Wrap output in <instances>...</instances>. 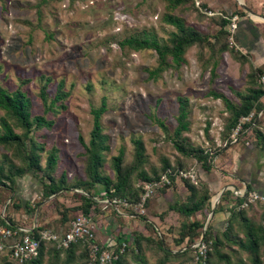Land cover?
Segmentation results:
<instances>
[{
	"label": "rangeland",
	"instance_id": "obj_1",
	"mask_svg": "<svg viewBox=\"0 0 264 264\" xmlns=\"http://www.w3.org/2000/svg\"><path fill=\"white\" fill-rule=\"evenodd\" d=\"M241 2L255 9L259 18L247 17L249 12ZM166 12L164 0H0V84L7 90L20 88L25 91L31 113H45L48 119L54 120L50 128L32 125L29 132L32 140L43 146L42 151H37L42 170L24 169L23 146L14 154L9 147L0 144V164L5 170H9L12 163L24 169L12 175V181H7L8 186H0V214L23 225L37 222L61 231L81 213L78 206L82 194L87 191L77 182L89 181L84 144L90 141L91 110L101 106L102 101L105 108L100 123L108 138V149L103 152L99 171L113 179L115 171L111 156L123 147L124 159L130 161L135 137L143 140L144 162L140 165L145 172L158 175L164 158L172 165L180 160L186 169H193L199 183L210 188L209 183L216 182L217 175L226 174L215 166H223L234 159L238 161V155L228 147L243 138L255 142V128L264 133V108L251 109L239 117L236 125L227 127L229 115L225 104L220 98L209 95L210 91L217 90L239 102L235 91H247L253 69L261 70L256 77L257 84L261 83L259 77L264 75V0H188L175 7L171 13L181 18L185 25L207 35L214 48L211 50L208 45L197 43L189 45L178 65L168 57V65L152 79L148 77V71L157 66L156 52L120 46L119 41L125 36L145 35L158 43L167 42L176 27L164 21ZM222 18H228L225 26L228 32L216 40V35H222ZM233 21L237 24L235 27L231 24ZM225 42L227 48L220 50V44ZM210 55L218 61L214 77L210 72ZM60 81L67 94L56 104L63 102L65 105H59L56 111L44 112L40 88L47 83L49 102ZM177 95L188 97V130L183 136L207 151L212 163L210 171L203 169L194 156L184 157L174 147L172 130L178 112ZM158 120H162L164 126H160ZM31 143L28 140L25 146L30 148ZM237 144L241 143L233 144L234 147ZM52 148H56V162L54 169L47 173L46 158ZM45 173L58 180L64 176L61 183L64 187L47 195L44 184L49 179ZM162 175L159 181L156 179L158 186L154 193L141 206L134 205L140 200L126 206L119 202L111 204L102 193L98 195L100 185L91 189L98 195L95 197L97 207L92 206L86 215L93 227L92 239L104 251L113 249L118 239L120 242L129 240L130 248L123 256V264H160L167 254L162 247L173 252L187 247V237L181 241L177 239L182 223L195 218L196 212L192 217L186 216L170 205L186 201L189 191L186 187L185 191L174 188L172 194L168 189L174 182L169 176V182L162 181L165 179ZM182 176L176 179L182 181ZM134 183H141V178L136 177ZM229 187L219 197L216 207L224 206L226 200L227 203L236 202ZM212 190L210 188L213 195L210 208L201 212L198 218L203 222L201 232L209 227L212 234L219 235L220 245L231 255L232 264H250L249 252L235 241L243 237L240 225L235 223L230 230L226 229L225 217L218 229L213 228L209 213L221 190L215 191L217 193ZM254 202L261 211L259 215L248 216L253 221L264 213V202L260 199ZM116 207L124 209L129 216L125 217ZM226 231H229L227 236L224 235ZM139 233L149 237L140 240L141 248L134 245L133 239ZM108 238L114 242L105 244ZM199 239L202 235L189 243L195 248L192 253L170 255L163 264H207L208 246L203 240L207 251L203 248L204 254H201L202 248L196 246ZM82 250H76L69 264H82L79 257ZM63 254L59 257L46 255L42 264H66ZM2 255L4 253H0V264ZM261 255L264 264V246ZM89 258L87 264L110 262H95L91 255Z\"/></svg>",
	"mask_w": 264,
	"mask_h": 264
},
{
	"label": "trees",
	"instance_id": "obj_2",
	"mask_svg": "<svg viewBox=\"0 0 264 264\" xmlns=\"http://www.w3.org/2000/svg\"><path fill=\"white\" fill-rule=\"evenodd\" d=\"M165 8L167 12L164 14L163 19L165 22L172 24L176 27V30L172 31L168 37V41L165 43H158L154 38L148 36H125L119 41L120 46H127L132 49H153L157 56V66L148 71V77L155 79L160 72L168 65L167 58L178 65L184 58L183 53L185 49L194 43L208 45L212 50L214 43H211L207 35H204L200 30L193 28L189 25H185L183 20L177 15H173L171 11L178 5L186 3L188 0H164ZM228 22V18L221 19V31L222 35H216V40L219 36H224L228 30L225 26ZM216 42V41H215ZM227 48V43H222L219 46L220 50ZM217 58L212 55L209 56L210 72L211 76H216ZM261 73L260 69H253L250 72L251 85L247 91L240 92L238 90L235 93L239 96V102H234L232 99L227 97L221 91H210L209 95L213 98H220L225 104V110L228 112L227 127L236 125L238 119L242 115H246L251 109L256 111L262 110L264 105L260 102V98L264 96V84H257L256 77ZM47 83H45L39 91V96L43 105L44 112L50 110L56 111L57 107L64 106L63 102L56 104L57 101L61 100L67 92L62 90L63 83L60 81L55 94L51 97L50 101H47L46 97ZM178 112L176 115V125L172 130V138L174 147L186 157L187 155L194 156L200 166L206 171L212 169V163L210 162V156L207 151H204L198 146L193 145L187 141V138L183 136V133L188 130V97L186 95H177ZM29 98L25 91L20 88L14 90H7L3 85L0 84V108L2 114L0 115V144L9 147L12 153L16 154L20 146H23L25 151V168L31 169L32 172L36 170H42L39 163V156L37 151L43 150V146L37 144L36 140H32L29 136L32 125L35 128H50L53 124V118L48 119L44 114L33 115L29 108ZM105 103L102 101L101 106L93 108L91 110L93 115V124L90 131V141L88 144H84L86 153V171L89 177V181L80 180L77 184L83 186L87 192L82 194L81 202L79 204L80 210L78 212L89 214L92 206L97 207L95 197L99 194H103L106 198L113 200L114 197L126 199L128 202L133 203L141 200L143 196V183L150 182L152 180L159 179L162 173H166L170 181L173 183L176 179V172L178 169H186L183 162L178 160L176 165L170 164L167 158L163 159V165L161 172L157 174H148L145 172L141 163L144 162V148L143 140L141 138H133L134 142V154L130 161H125L124 149L120 147L115 155L111 156V165L115 171V178H111L108 174L104 175L99 171L103 159L104 151L108 149V143L106 142L107 135L103 133V129L100 123V116L104 111ZM160 126H164L163 121H157ZM16 128H20V131H16ZM254 133L256 135L255 143L264 150V133L260 129L255 128ZM28 140L32 143L30 148L25 146ZM55 149L52 148L46 158L45 171L50 173L54 169L56 162ZM22 167H17L15 163L11 164L9 170H5L2 164H0V186H8L7 181H12V175L16 172H22ZM44 169V168H43ZM44 171V172H45ZM45 173V174H47ZM49 182L44 184V192L47 195L57 192L62 187L61 183L64 180V176L61 179H55L52 175L47 174ZM136 177L141 178V183L135 185L134 181ZM184 186L189 191L188 199L184 202L171 204L170 208L176 209L183 215L190 216L195 212H206L210 208V201L212 192L205 183H199L197 179L192 180L190 176L180 177ZM7 179V180H6ZM100 185V191L97 193L91 192V189L96 185ZM76 186V185H74ZM246 193L244 195L236 196V202L233 207L229 208V214L226 216V229H231L235 223L242 229L243 237H239L236 243L242 249L249 252L250 264H262L261 249L264 246V213L261 214L258 220L253 221L247 212L246 206L239 207L242 202L248 200L249 193L251 190L250 185L247 184ZM228 191V190H226ZM232 192V191H231ZM225 195V193H224ZM251 202V201H250ZM219 206L216 207L215 211ZM221 207V206H220ZM134 213V212H132ZM1 221L7 225L18 226V222L14 221L10 216L2 215ZM203 222L196 217L190 221L183 222L180 236L178 241L183 240L185 237L188 238L189 242L186 244V248L183 250H177L173 252L171 249H165L167 253L165 257L160 260V264H163L170 255H185L189 252L194 251V247L189 246L190 242H194L197 237L202 235V240L207 243L208 252L206 257L207 264H232L231 255L223 250L220 245L222 242L219 235L212 234L209 227L201 232ZM41 225H36L30 234L33 237H38L40 230L44 229ZM224 235H229V231L224 232ZM134 245L140 247V240H148L149 237L145 235L136 234L134 237ZM125 250L120 253L115 259H112L108 264H123V256L126 255L129 247V240L124 239ZM95 240L86 241L83 238H79L74 242H71L67 247L58 246L54 241L41 240L39 244V253L32 259H28L24 262H19L13 258L9 253L2 255V264H42V261L46 255L59 257L64 252V262L69 264L74 259V254L78 248H82V264H87L90 261L89 256L91 255V246L95 244ZM116 248L120 245V240L115 242ZM102 248V246H101ZM103 249V248H102Z\"/></svg>",
	"mask_w": 264,
	"mask_h": 264
},
{
	"label": "built area",
	"instance_id": "obj_3",
	"mask_svg": "<svg viewBox=\"0 0 264 264\" xmlns=\"http://www.w3.org/2000/svg\"><path fill=\"white\" fill-rule=\"evenodd\" d=\"M233 27L237 24L233 21L231 23ZM260 82L264 84V75L259 77ZM176 176H190L192 180H195V173L192 168L190 169H178ZM165 178L164 182H169L168 175L164 173L162 175ZM159 181V179H158ZM158 181H150L143 183V196L138 203H134L135 206H141L144 201L149 198L154 192V189L158 186ZM246 193V190L242 192V195ZM260 199L264 202V195L257 192L250 191L248 200L242 202L240 205H246L249 201ZM109 203L115 204L117 202L126 206L130 203L126 199L114 197L113 200L107 199ZM2 214H0V253H9L13 258L19 262H24L28 259H32L39 253V244L41 240L54 241L58 246L67 247L71 242L76 241L79 238H83L86 241H90L93 238V227L90 225L89 217L84 213H78L69 222L68 226L63 230H56L54 228H44L40 230L38 237H33L29 233L33 227H24L22 225L12 226L7 225L1 221ZM196 246L201 247V254L207 251V246L202 239H199ZM125 242L121 241L120 246L113 247L108 251L102 250V248L96 244L91 246V256L95 262H106L115 259L120 253L125 250ZM204 248V251H203Z\"/></svg>",
	"mask_w": 264,
	"mask_h": 264
},
{
	"label": "crops",
	"instance_id": "obj_4",
	"mask_svg": "<svg viewBox=\"0 0 264 264\" xmlns=\"http://www.w3.org/2000/svg\"><path fill=\"white\" fill-rule=\"evenodd\" d=\"M240 1V0H239ZM244 3V2H242ZM245 4V3H244ZM247 5V4H246ZM248 6V5H247ZM249 8H251V11H248L249 14L247 15V17H250L249 15H251V17H256L259 18V16L257 15V11L255 9H253L252 7L248 6ZM244 8V7H243ZM245 9V8H244ZM246 10V9H245ZM250 19V18H248ZM264 19V18H263ZM264 96L260 99V102L264 105ZM240 142L241 144H237V147H234L233 144ZM231 146H229V149H232L235 152V155H238V161H236V159L231 160L229 162L226 161L227 164H223V166H215V169L219 168V171H226V174H224L223 176H216L215 180L217 179L216 182L214 183H209V186L211 188L212 191H220L221 188L226 185L229 184V188H232L233 193L231 194V197H234L236 200V196H240L242 195V192L247 190V184L250 185L252 192H257L259 194L264 195V150L257 145L254 141H245L244 138L243 139H239L236 142H234ZM242 150V152H240V154L238 153V151ZM229 165V166H227ZM228 167V169L226 168ZM215 172H217V170H215ZM218 173V172H217ZM220 173V172H219ZM175 185V187H174ZM174 188L180 189L181 191H185V186L182 183V181H179L178 179H175L174 184L171 185V187L168 189V191H170L172 194L175 193ZM220 189V190H219ZM226 189V188H225ZM224 189V190H225ZM217 193V192H215ZM215 195V194H214ZM213 196V195H212ZM213 197H211L212 200ZM227 201V200H226ZM225 201V204L223 206V204L221 205L222 207H218L217 210H214V213L211 215V219H212V226L215 229L219 228V225L223 223L224 218L227 216V213L229 212V210L226 208L228 205L232 206L233 204H235L234 201H230L229 203H227ZM121 206V205H120ZM247 215L251 216L252 215H259L261 209L258 208V203L256 202H250L247 205ZM116 209L126 217L128 215V213H126L123 210H120L118 207H116ZM219 209V210H218ZM126 214V215H125ZM201 212H196V218L198 219L200 217ZM129 216V215H128ZM193 215H190V217H192ZM200 220V219H199ZM18 224L27 227V228H31L33 227V225H39V223L34 222L32 223V225H23L22 223L18 222ZM57 230V229H56ZM112 242H114L112 240V238H108L107 241H105V244L108 245L111 244Z\"/></svg>",
	"mask_w": 264,
	"mask_h": 264
},
{
	"label": "water",
	"instance_id": "obj_5",
	"mask_svg": "<svg viewBox=\"0 0 264 264\" xmlns=\"http://www.w3.org/2000/svg\"><path fill=\"white\" fill-rule=\"evenodd\" d=\"M241 6L244 7L246 10L253 12V11L251 10V8H249L246 4H244V3H242V2H241ZM227 186H229V184H226V185H224V186L221 188V191H220V193H219L218 198L215 199V201L212 202V208H211V211H210V213H209V217L214 213V210H215L216 204H217V202H218V199H219V197L221 196V194H223L224 189L227 188ZM207 218H208V217H207ZM207 218H206V219H207Z\"/></svg>",
	"mask_w": 264,
	"mask_h": 264
}]
</instances>
